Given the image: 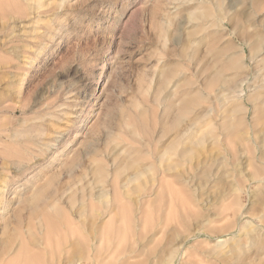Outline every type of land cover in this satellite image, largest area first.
<instances>
[{
  "label": "rangeland",
  "instance_id": "374dc122",
  "mask_svg": "<svg viewBox=\"0 0 264 264\" xmlns=\"http://www.w3.org/2000/svg\"><path fill=\"white\" fill-rule=\"evenodd\" d=\"M262 154L264 0H0V264H264Z\"/></svg>",
  "mask_w": 264,
  "mask_h": 264
},
{
  "label": "bare ground",
  "instance_id": "6f19581e",
  "mask_svg": "<svg viewBox=\"0 0 264 264\" xmlns=\"http://www.w3.org/2000/svg\"><path fill=\"white\" fill-rule=\"evenodd\" d=\"M262 158H264V154H262L261 155V159ZM247 163V162H246ZM245 163V164H246ZM261 164V163H260ZM243 165V164H242ZM248 164H246L245 165V167L247 166ZM242 171V170H241ZM256 172H258V170H256ZM264 180V175H262V176H256V177H250L249 179H248V182H249V186L247 185V186H239V185H237L236 187H235V189H234V193L235 194H237V193H239V194H241L242 193V191L244 192V193H247V195L250 197L252 194H255L256 192H255V190H253V191H251L250 189H251V187L252 186H259V185H261ZM238 199V198H237ZM243 214V213H242ZM247 214V213H246ZM256 218H259V219H264V208L262 209V212L261 213H257L256 215ZM181 245V244H180ZM179 245V246H180ZM177 247V246H175L174 247V249L170 252V254L169 255H167L166 256V264H171V263H173L177 258H178V256H179V253H180V247ZM182 246V245H181Z\"/></svg>",
  "mask_w": 264,
  "mask_h": 264
}]
</instances>
